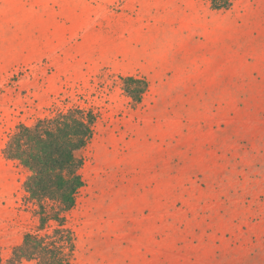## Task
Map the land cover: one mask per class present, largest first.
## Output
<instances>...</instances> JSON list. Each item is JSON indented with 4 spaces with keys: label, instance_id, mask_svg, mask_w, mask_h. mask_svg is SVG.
I'll return each mask as SVG.
<instances>
[{
    "label": "rangeland",
    "instance_id": "374dc122",
    "mask_svg": "<svg viewBox=\"0 0 264 264\" xmlns=\"http://www.w3.org/2000/svg\"><path fill=\"white\" fill-rule=\"evenodd\" d=\"M73 106L97 115L73 264L264 263V0H0L5 257L39 223L5 143Z\"/></svg>",
    "mask_w": 264,
    "mask_h": 264
},
{
    "label": "trees",
    "instance_id": "16d2710c",
    "mask_svg": "<svg viewBox=\"0 0 264 264\" xmlns=\"http://www.w3.org/2000/svg\"><path fill=\"white\" fill-rule=\"evenodd\" d=\"M231 3L211 0V7L227 9ZM119 77L132 102L140 103L148 79ZM96 118L91 109L73 106L39 117L32 124L20 123L9 135L3 155L29 171L23 185L39 223L35 230L24 232L8 256H3L0 246V264H73L76 236L67 225V212L75 206L84 185L80 172L84 160L79 151L92 139Z\"/></svg>",
    "mask_w": 264,
    "mask_h": 264
},
{
    "label": "crops",
    "instance_id": "0c3cea01",
    "mask_svg": "<svg viewBox=\"0 0 264 264\" xmlns=\"http://www.w3.org/2000/svg\"><path fill=\"white\" fill-rule=\"evenodd\" d=\"M263 255H264V253H263ZM264 264V263H263Z\"/></svg>",
    "mask_w": 264,
    "mask_h": 264
}]
</instances>
